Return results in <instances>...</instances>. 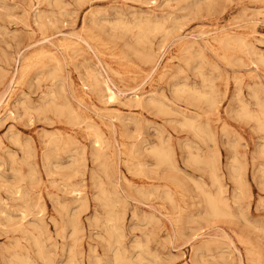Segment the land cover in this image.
Wrapping results in <instances>:
<instances>
[{
  "label": "rangeland",
  "instance_id": "rangeland-1",
  "mask_svg": "<svg viewBox=\"0 0 264 264\" xmlns=\"http://www.w3.org/2000/svg\"><path fill=\"white\" fill-rule=\"evenodd\" d=\"M0 101V264H264V0H0Z\"/></svg>",
  "mask_w": 264,
  "mask_h": 264
},
{
  "label": "bare ground",
  "instance_id": "bare-ground-1",
  "mask_svg": "<svg viewBox=\"0 0 264 264\" xmlns=\"http://www.w3.org/2000/svg\"><path fill=\"white\" fill-rule=\"evenodd\" d=\"M141 1V0H140ZM169 1V0H168ZM52 2V1H51ZM144 2V1H143ZM34 3V2H33ZM79 3V2H78ZM54 4V3H53ZM81 4V3H80ZM145 4H146V2H145ZM56 5V4H55ZM62 5V4H61ZM64 5H66V4H64ZM68 6V5H67ZM66 6V7H67ZM126 6V5H125ZM29 7V6H28ZM59 7V6H58ZM162 7V6H161ZM164 7V6H163ZM64 8H65V6H64ZM246 12V11H245ZM61 13H62V11H61ZM48 14V13H47ZM59 14V13H58ZM115 14V13H114ZM120 14V13H119ZM117 15V14H116ZM63 16V15H62ZM244 16V15H243ZM129 17V16H128ZM38 18V17H37ZM35 19H36V16H35ZM119 19V18H118ZM174 19V18H173ZM37 20V19H36ZM122 20V19H121ZM120 20V21H121ZM169 21V20H168ZM54 22V21H53ZM118 22V21H117ZM165 22V21H164ZM211 22V21H210ZM233 22V21H232ZM221 23V22H220ZM55 24V23H54ZM59 24V23H58ZM122 25V24H121ZM124 25V24H123ZM142 25V24H141ZM165 25V24H164ZM163 25V26H164ZM55 27H56V25H54ZM86 26V25H85ZM119 26V25H118ZM120 27V26H119ZM125 27V26H124ZM209 28V27H208ZM81 29V28H80ZM90 29V28H89ZM165 29V28H164ZM136 32V31H135ZM163 32V31H162ZM44 33V32H43ZM92 33V32H91ZM68 35V34H67ZM56 36V35H55ZM116 36V35H115ZM123 36V35H122ZM165 36H168V35H165ZM187 36V35H186ZM101 37V36H100ZM224 37V36H223ZM261 37V36H260ZM95 38V37H94ZM117 38V37H116ZM134 38V37H133ZM118 39V38H117ZM47 40V38L45 39V41ZM206 40V39H205ZM209 40V39H208ZM225 40V39H224ZM227 40H229V39H227ZM226 40V41H227ZM43 41V40H42ZM126 41V40H125ZM129 41H130V39H129ZM141 41V40H140ZM218 41L219 42H222L223 41V38L221 37V38H218ZM257 41H258V39H257ZM41 42V41H40ZM66 42L68 43V44H74L75 42H73L71 39L69 40H66ZM96 42V41H95ZM127 42V41H126ZM137 42V41H136ZM238 41H236V43H237ZM239 42H240V39H239ZM238 42V43H239ZM85 43V42H84ZM233 43H234V41H233ZM236 43H235V45H236ZM86 44H87V42H86ZM126 44V43H125ZM77 45H79V44H77ZM209 45V44H208ZM223 45H224V43H223ZM239 46H240V44H238ZM248 45V44H247ZM123 46V45H122ZM192 46V45H191ZM207 46V45H206ZM223 47V46H222ZM230 47V46H229ZM246 47V46H245ZM64 48V47H63ZM62 48V49H63ZM89 48V47H88ZM90 49H91V47H90ZM209 49V48H208ZM65 50H67V49H65ZM250 50V49H249ZM248 50V51H249ZM246 51H247V49H246ZM252 51V50H251ZM250 51V52H251ZM218 52V51H217ZM250 52H249V54H250ZM66 53V52H65ZM93 53V52H92ZM137 52H135V54H136ZM200 53H202V52H200ZM20 54V53H19ZM32 54V53H31ZM134 54V53H133ZM252 54V53H251ZM67 55V54H66ZM72 55V54H71ZM125 55V54H124ZM224 55V54H223ZM222 55V56H223ZM257 55V54H256ZM70 56V55H69ZM231 56V55H230ZM246 56V55H245ZM255 56V55H254ZM96 57V56H95ZM125 57H126V55H125ZM27 58V57H26ZM69 58V57H68ZM53 59H54V57H53ZM140 59V58H139ZM229 59V58H228ZM239 60H240V58H238ZM91 60V59H90ZM124 60V59H123ZM126 60V59H125ZM21 61V60H20ZM189 61V60H188ZM226 61V60H225ZM247 61V60H246ZM261 61V60H260ZM60 63V62H59ZM187 63V62H186ZM247 64H248V62H246ZM42 64V63H41ZM58 64V63H57ZM73 64V63H72ZM253 64V63H252ZM23 65V64H22ZM28 65V64H27ZM26 65V66H27ZM101 65V64H100ZM30 66H31V64H30ZM36 66V65H35ZM46 66V65H45ZM44 66V67H45ZM80 66V65H79ZM102 67V66H101ZM17 68V67H16ZM30 68V67H29ZM154 68H156V67H154ZM24 69H25V67H24ZM82 69H84V68H82ZM103 69V68H102ZM3 70V69H2ZM38 70V69H37ZM153 70V69H152ZM180 70H181V68H180ZM16 71V70H15ZM14 71V72H15ZM50 71V70H49ZM60 71V70H59ZM58 71V72H59ZM257 71V70H256ZM25 72H27L26 70H25ZM83 72H85L84 70H83ZM255 72V71H254ZM23 73V72H22ZM62 73V72H61ZM92 73V72H91ZM202 73V72H201ZM28 74V73H27ZM118 74V73H117ZM256 74V73H255ZM29 75V74H28ZM94 75V74H93ZM151 75V74H150ZM200 75V74H199ZM202 75V74H201ZM14 76V75H13ZM90 76V75H89ZM159 76V75H158ZM253 76H255V75H253ZM252 76V77H253ZM257 76V75H256ZM40 77V76H39ZM159 78V77H158ZM6 79V78H5ZM53 79V78H52ZM56 79V78H55ZM79 79H80V76H79ZM96 79V78H95ZM44 80V79H43ZM81 81H84V80H82V79H80ZM110 81V80H109ZM12 82V81H11ZM115 82V81H114ZM208 82V81H207ZM9 83V82H8ZM209 83V82H208ZM242 83V82H241ZM255 83V82H254ZM10 84H12V83H10ZM63 84H65V83H63ZM205 84V83H204ZM259 84V83H258ZM8 85V84H7ZM113 86V85H112ZM49 87V86H48ZM178 87V86H177ZM258 87V86H257ZM208 88V87H207ZM256 88V87H255ZM72 89V88H71ZM213 90V89H212ZM257 90V89H256ZM131 91V90H130ZM133 91V90H132ZM172 91H174V90H172ZM204 91V90H203ZM254 91V90H253ZM258 91V90H257ZM104 92H105V95L107 96V98L110 100V101H113V100H115V97H116V94H115V92H114V90H112L110 87H109V85L108 84H106V83H104ZM202 92V91H201ZM200 92V93H201ZM58 93V92H57ZM102 93V92H101ZM184 93H185V91H184ZM191 93V92H190ZM253 93H255V92H253ZM44 94V93H43ZM49 94V93H48ZM72 94V93H71ZM216 94V93H215ZM235 94V93H234ZM192 95V94H191ZM199 95V94H198ZM45 96V95H44ZM132 96V95H131ZM193 96V95H192ZM215 96V95H214ZM260 96V95H259ZM166 97V96H165ZM190 97V96H189ZM209 97V96H208ZM45 98V97H44ZM63 98H64V95H63ZM138 101H140L142 98H141V96H136L135 97ZM169 98V97H168ZM65 99V98H64ZM99 99V98H98ZM105 99V98H104ZM195 99L197 100V98H195L194 97V101H195ZM208 99V98H207ZM3 100V99H2ZM135 100V99H134ZM133 100V101H134ZM136 100V101H137ZM259 100V99H258ZM7 101V100H6ZM48 101V100H47ZM53 101V100H52ZM137 101V102H138ZM212 101V100H211ZM221 101V100H220ZM231 101V100H230ZM1 102V101H0ZM68 103H69V101H67ZM129 102H132L131 100H129ZM206 102H208V101H206ZM259 102H261V101H259ZM263 102V101H262ZM47 104H49L48 102H46ZM71 103V102H70ZM102 103V102H101ZM106 103V102H105ZM140 103V102H139ZM138 103V104H139ZM46 104V105H47ZM159 104V103H158ZM214 104V103H213ZM216 104V103H215ZM255 104H256V102H255ZM254 104V105H255ZM41 105V104H40ZM132 105V103H130V106ZM177 105V104H176ZM260 106H261V109H263L262 108V106H263V104L261 105V104H259ZM43 106V105H42ZM48 106V105H47ZM63 106V105H62ZM92 106H93V104H92ZM139 106V105H138ZM145 106V105H144ZM167 106V105H166ZM165 106V107H166ZM179 106H181V105H179ZM215 106V105H214ZM256 106V105H255ZM260 106H258L259 108H260ZM46 107V106H45ZM57 107V106H56ZM59 107V106H58ZM61 107V106H60ZM132 107V106H131ZM208 107V106H207ZM241 107V106H240ZM264 107V106H263ZM43 108H44V106H43ZM159 108L161 109V107L159 106ZM58 109V108H57ZM63 109V108H62ZM164 110V112L166 111V109L165 108H163ZM210 109H211V107H210ZM65 110V109H64ZM67 110H69L68 108H67ZM71 110H73V108H71ZM169 110V109H168ZM167 110V111H168ZM23 111V110H22ZM60 111V110H59ZM100 111H102V110H100ZM161 111V110H160ZM162 111V112H163ZM166 111V112H167ZM172 111V110H171ZM264 111V110H263ZM26 111H24V113H25ZM45 112V111H44ZM61 112V111H60ZM98 112V111H97ZM108 112V111H107ZM237 112V111H236ZM258 112H260V111H258ZM16 113V112H15ZM115 113V112H114ZM175 113V112H174ZM177 113V112H176ZM238 113V112H237ZM242 113V112H241ZM241 113H239V117L241 116L240 114ZM68 114V113H67ZM162 114V113H161ZM178 114V113H177ZM244 114V113H243ZM242 114V115H243ZM255 114V113H254ZM42 115H43V113H42ZM137 115H138V113H137ZM174 115V114H173ZM181 115V114H180ZM245 115V114H244ZM69 116V115H68ZM177 116V115H176ZM184 116V115H183ZM182 116V117H183ZM238 116V115H237ZM66 117V116H65ZM70 117V116H69ZM164 117V116H163ZM187 117V116H186ZM242 117V116H241ZM247 117H249L248 115H247ZM251 117H252V115H251ZM68 118V117H67ZM70 118H72V117H70ZM185 118V117H184ZM242 118H245V117H242ZM255 118H257L256 120L258 121V123L260 122L261 123V129L263 128L264 129V112H261L260 113V115H258L257 117L255 116ZM37 119H39L38 117H37ZM36 119V120H37ZM65 119V118H64ZM73 119V118H72ZM80 119V118H79ZM104 119V118H103ZM187 119H189V118H187ZM250 119H252V118H250ZM69 120V119H68ZM82 120V119H81ZM88 120V119H87ZM210 120V119H209ZM240 120V119H239ZM246 120V119H245ZM43 121H44V119H43ZM71 121V120H70ZM74 121V120H73ZM78 121V120H77ZM80 121V120H79ZM85 121H86V119H85ZM194 121V120H193ZM247 121V120H246ZM81 122H83V121H81ZM89 122V121H88ZM166 122H168V121H166ZM184 122V121H183ZM249 122H250V120H249ZM78 123V122H77ZM86 124H87V122H85ZM169 123V122H168ZM187 123V122H186ZM190 123V122H189ZM252 123V122H251ZM254 123V122H253ZM85 124V125H86ZM191 124H192V122H191ZM205 124V123H204ZM88 125V124H87ZM111 125V124H110ZM187 125V124H186ZM190 125V124H189ZM188 125V126H189ZM93 126V125H92ZM184 126H185V124H184ZM199 125H197V127H198ZM90 127V126H89ZM112 127V126H111ZM197 127H195V129L197 128ZM201 127V126H200ZM208 127V126H207ZM260 126L258 125V127H257V129L259 128ZM186 128V127H185ZM92 129V128H91ZM191 130V129H190ZM196 130H198V129H196ZM235 130V129H234ZM192 131H193V129H192ZM200 131V130H199ZM198 131V132H199ZM202 131V130H201ZM252 131V130H251ZM259 131V130H258ZM46 132V131H45ZM59 132V131H58ZM253 132V131H252ZM262 132V131H261ZM39 133V132H38ZM43 134V133H42ZM47 134H48V132H47ZM95 134H96V130H95ZM53 134L51 133V136H52ZM67 135V134H66ZM195 135H197L196 133H195ZM203 136V135H202ZM8 137V136H7ZM11 137V136H10ZM45 137V136H44ZM67 137H68V135H67ZM199 137V136H198ZM207 137V136H206ZM4 138H5V136H4ZM52 138V137H51ZM201 138V137H200ZM10 140V139H9ZM14 140V139H13ZM18 140V139H17ZM20 140V139H19ZM18 140V141H19ZM56 140V139H55ZM17 141V142H18ZM42 142V141H41ZM99 142H100V139H99V136H96V139H95V142L94 143H98L99 144ZM109 142V141H108ZM133 142V141H132ZM201 142V141H200ZM110 143V142H109ZM24 144V143H23ZM27 144V143H26ZM55 144H56V142H55ZM54 144V145H55ZM130 144V143H129ZM188 144V143H187ZM15 145V144H14ZM21 145V144H20ZM71 145V144H70ZM108 145V144H107ZM50 146H51V144H50ZM186 146V145H185ZM188 146V145H187ZM20 147V146H19ZM25 147V145L23 146V148ZM154 147H155V145H154ZM189 147V146H188ZM131 148V147H130ZM84 149V148H83ZM157 149V150H156ZM155 150H154V152L159 156V158H160V161H162L161 159H163L164 158V156L166 155V154H164L163 153V151H160V150H158V148H156ZM29 150H30V148H29ZM95 150H96V147H95ZM151 151L153 150V149H150ZM26 151V150H25ZM76 151V150H75ZM104 151V150H103ZM107 151V150H106ZM9 152V151H8ZM29 152V151H28ZM34 152V151H33ZM51 152V151H50ZM83 152V151H82ZM86 152V151H85ZM97 151H95V153H96ZM165 152H166V150H165ZM255 152V151H254ZM49 153V152H48ZM135 153V152H134ZM152 153V152H151ZM190 153V152H189ZM9 154H12V153H9ZM24 154V153H23ZM28 154V153H27ZM118 154H119V152H118ZM264 154V153H263ZM262 154V155H263ZM49 155H50V153H49ZM57 155V154H56ZM135 155V154H134ZM254 155H255V153H254ZM33 156V155H32ZM95 156V155H94ZM136 156H137V154H136ZM157 156V157H158ZM197 156V155H196ZM195 156V157H196ZM209 156V155H208ZM31 157V156H30ZM74 157H76V156H74ZM119 157V156H118ZM156 157V158H157ZM169 157V156H168ZM9 158H11V157H9ZM26 158V160L29 158H27V157H25ZM97 157H95V159H96ZM99 158V157H98ZM136 158V157H135ZM134 158V159H135ZM158 158V159H159ZM233 158H234V156H233ZM14 159V158H13ZM81 159H82V157H81ZM191 159V158H190ZM189 159V160H190ZM254 159V158H253ZM25 160V159H24ZM97 160V159H96ZM99 160V159H98ZM97 160V161H98ZM108 160V159H107ZM13 161V160H12ZM103 161H104V159H103ZM168 161V160H167ZM25 162V161H24ZM129 162V161H128ZM169 162V161H168ZM170 162H171V160H170ZM236 162V161H235ZM163 163H165V161L163 162ZM192 163V162H191ZM237 163V162H236ZM43 164V163H42ZM105 164V163H104ZM104 164L102 165V166H104ZM159 164H161V163H159ZM159 164H157L158 166H159ZM26 165V164H25ZM36 165V164H35ZM94 165V164H93ZM157 165H156V167H157ZM167 165V164H166ZM165 165V166H166ZM169 165H170V163H169ZM206 165V164H205ZM10 166H11V164H10ZM99 166H101V165H99ZM112 166V165H111ZM141 166V165H140ZM155 166V165H154ZM153 166V167H154ZM28 167V166H27ZM106 167V166H105ZM136 167V166H135ZM139 167V166H138ZM160 167H161V165H160ZM168 167H170V166H168ZM231 167V166H230ZM236 167V166H235ZM29 168V167H28ZM171 168V167H170ZM44 169V168H43ZM69 169H70V167H69ZM72 169V168H71ZM98 169V168H97ZM105 169V168H104ZM136 169V168H135ZM233 169V168H232ZM14 170V169H13ZM33 170V169H32ZM73 170V169H72ZM92 170H93V168H92ZM102 170H103V168H102ZM147 170V169H146ZM175 170V169H174ZM210 170H211V168H210ZM214 170V169H213ZM234 170V169H233ZM22 171V170H21ZM28 171V170H27ZM94 171V170H93ZM105 171H106V169H105ZM157 171V170H156ZM173 171V170H172ZM103 172H104V170H103ZM138 172V171H137ZM211 172H213V171H211ZM235 172V171H234ZM84 173V172H83ZM119 173V172H118ZM145 173V172H144ZM147 173V172H146ZM152 173V172H151ZM214 173V172H213ZM237 173H238V171H237ZM27 174V173H26ZM32 174V173H31ZM90 174H91V172H90ZM93 174V173H92ZM105 174V173H104ZM140 174V173H139ZM240 174H241V172H240ZM12 175V174H11ZM84 175H85V173H84ZM135 175V174H134ZM152 175V174H151ZM155 175H157L158 176V174H155ZM165 175V174H164ZM13 176V175H12ZM105 176V175H104ZM108 176V175H107ZM148 176V175H147ZM175 176V175H174ZM186 176V175H185ZM211 176V175H210ZM22 176H20V178H21ZM84 177V176H83ZM90 177H91V175H90ZM156 177V176H155ZM159 177V176H158ZM165 177V176H164ZM214 177V176H213ZM235 177V176H234ZM25 178V177H24ZM66 178V177H65ZM81 178V177H80ZM105 178V177H104ZM237 178V177H236ZM38 179V178H37ZM68 179V178H67ZM102 179V178H101ZM108 179H109V177H108ZM118 179H120V178H118ZM148 179V178H147ZM172 179H173V177H172ZM181 179V178H180ZM1 180V179H0ZM9 180V179H8ZM7 180V181H8ZM14 180V179H13ZM20 180V179H19ZM32 180V179H31ZM54 180V179H53ZM69 180H70V177H69ZM103 180V179H102ZM124 180V179H123ZM216 179H214V181H215ZM240 180V179H239ZM264 180V179H263ZM111 181V180H110ZM118 181V180H117ZM128 181V180H127ZM212 181V180H211ZM4 182V181H3ZM2 182V183H3ZM17 182V181H16ZM80 182H81V180H80ZM112 182V181H111ZM216 182V181H215ZM237 182V181H236ZM241 182V181H240ZM6 183V182H5ZM29 183V182H28ZM53 182H51V184H52ZM78 183V182H77ZM110 183V182H109ZM115 183V182H114ZM183 183V182H182ZM214 183V182H213ZM67 184V183H66ZM111 184H113V183H111ZM194 184V183H193ZM9 185V184H8ZM7 185V186H8ZM13 185V184H12ZM18 185V184H17ZM75 185V184H74ZM80 185V184H79ZM219 185V184H218ZM238 185H239V183H238ZM240 185H241V183H240ZM15 186V185H14ZM103 186V185H102ZM166 186V185H165ZM197 186H199V185H197ZM212 186V185H211ZM259 186H260V184H259ZM111 187H112V185H111ZM116 187V186H115ZM216 187H217V185H216ZM16 188V187H15ZM78 188V187H77ZM150 188V187H149ZM166 188V187H165ZM197 188V187H196ZM20 189V188H19ZM31 189V188H30ZM76 189V188H75ZM85 189V188H84ZM104 188H102V190H103ZM112 189H114V187H112ZM199 189V188H198ZM10 190V189H9ZM13 190H15V189H13ZM34 190V189H33ZM108 190V189H107ZM115 190V189H114ZM135 190V189H134ZM152 190V189H151ZM155 190V189H154ZM157 190H158V188H157ZM165 190V189H164ZM11 191H12V189H11ZM21 191V190H20ZM71 191H72V187H71ZM75 191V190H74ZM140 191H142V190H140ZM234 191V190H233ZM238 191H240V189L238 190ZM104 192V191H103ZM166 192V191H165ZM36 193V192H35ZM67 193V192H66ZM70 193V192H69ZM135 193V192H134ZM147 193V192H146ZM155 193V192H154ZM205 193V192H204ZM222 193V192H221ZM234 193V192H233ZM24 194H25V192H24ZM109 194V193H108ZM111 194V193H110ZM109 194V195H110ZM114 194V193H113ZM112 194V195H113ZM178 194V193H177ZM223 194V193H222ZM222 194H220V196L222 195ZM22 195V194H21ZM108 195V196H109ZM140 195V194H139ZM142 195V194H141ZM148 195V194H147ZM19 196V195H18ZM12 197V196H11ZM17 197V196H16ZM21 196H19V197H17L18 199L20 198ZM23 197H21V199H22ZM67 198V197H66ZM107 198H109V197H107ZM135 198V197H134ZM166 198V197H165ZM207 198V197H206ZM233 198V197H232ZM234 198H235V196H234ZM17 199V200H18ZM25 199V198H24ZM24 199H23V201H24ZM117 199V198H116ZM140 199H143V198H140ZM146 199H147V197H146ZM145 199V200H146ZM238 199V198H237ZM237 199H236V201H237ZM10 200V199H9ZM107 200H109V199H107ZM106 200V201H107ZM169 200V199H168ZM207 200V199H206ZM218 200V199H217ZM15 201V200H14ZM148 201V200H147ZM17 202V201H16ZM142 202V201H141ZM65 203V202H64ZM104 203H106L105 201H104ZM144 203V202H143ZM208 203V202H207ZM224 203V202H223ZM16 204V203H15ZM27 204V203H26ZM8 205V204H7ZM173 205V204H172ZM227 205V204H226ZM101 206V205H100ZM19 207V206H18ZM76 207V206H75ZM105 207V206H104ZM264 207V206H263ZM20 208H22V207H20ZM29 208V207H28ZM82 208V207H81ZM100 208V207H99ZM111 208H113L112 206H111ZM111 208H109V209H111ZM209 208L213 211V212H217V210H218V206H217V203H216V200L214 201H210L209 202ZM78 209H79V206H78ZM96 209V208H95ZM105 209V208H104ZM26 210V209H25ZM75 210V209H74ZM27 211H29V209H27ZM71 211V210H70ZM96 211V210H95ZM74 212V211H73ZM27 213H29V212H27ZM113 213V212H112ZM206 213V212H205ZM218 213V212H217ZM219 214H220V212H219ZM228 214V213H227ZM27 215H29V214H27ZM61 215H63V214H61ZM203 215V214H202ZM224 215V214H223ZM24 216H25V212H24ZM67 216V215H66ZM116 216V215H115ZM204 216V215H203ZM221 216V215H220ZM58 217H60V216H58ZM118 217V216H117ZM144 217V216H143ZM11 218V217H10ZM70 218V217H69ZM95 218V217H94ZM3 219H4V216H3ZM49 219V218H48ZM92 219V218H91ZM119 219V218H118ZM146 219V218H145ZM6 220V219H5ZM53 220V219H52ZM74 220H76V219H74ZM116 220H117V218H116ZM49 221H51V220H49ZM9 222V221H8ZM7 222V223H8ZM58 222H60V221H58ZM13 223V222H12ZM68 223V222H67ZM30 224V223H29ZM35 224V223H34ZM74 224V223H73ZM8 225V224H7ZM31 225V224H30ZM60 225H61V223H60ZM12 226V225H11ZM23 226V225H22ZM34 226V225H33ZM78 226V225H77ZM2 227V226H1ZM10 226H8V228H9ZM13 227V226H12ZM24 227V226H23ZM28 227V226H27ZM61 227V226H60ZM75 227L76 226H74V229H72V234L74 235V230H75V232H76V229H75ZM114 227V226H113ZM18 228H19V225H18ZM25 228V227H24ZM34 228H36V226L34 227ZM111 229H112V227H110ZM115 228V227H114ZM10 229V228H9ZM13 229V228H12ZM23 229V228H22ZM35 231L37 230V232H38V228L37 229H34ZM43 230V229H42ZM4 231V230H3ZM26 231H27V229H25V234H26ZM48 231V230H47ZM5 232V231H4ZM18 232V231H17ZM20 232V231H19ZM40 232V231H39ZM105 232V231H104ZM10 233V232H9ZM21 233V232H20ZM28 233H30L29 232V230H28ZM32 234V233H31ZM108 234V233H107ZM110 234V233H109ZM40 235V234H39ZM42 235V234H41ZM50 235V234H49ZM72 235V236H73ZM114 235H115V233H114ZM43 236V235H42ZM33 237H35V236H33ZM37 237H39L38 235H37ZM37 237H35V238H37ZM49 237V236H48ZM47 237V238H48ZM115 237H116V235H115ZM9 238V237H8ZM22 238V237H21ZM32 238V237H31ZM40 238H41V236H40ZM194 238V237H193ZM211 238V237H210ZM215 238V237H214ZM50 239V238H49ZM203 239V238H202ZM212 239V238H211ZM217 239V238H216ZM45 240V239H44ZM117 240V239H116ZM15 241H16V238H15ZM36 242V241H35ZM34 242V243H35ZM106 242V241H105ZM117 242V241H116ZM45 244V243H44ZM114 244V243H113ZM117 244V243H116ZM136 244V243H135ZM16 245V244H15ZM34 245V244H33ZM40 244H38V246H39ZM109 245V244H108ZM14 246V245H13ZM19 246H20V244H19ZM70 246V245H69ZM134 246V245H133ZM144 246V245H143ZM7 247V246H6ZM12 247V246H11ZM45 247V246H44ZM94 247V246H93ZM118 247V246H117ZM217 247V246H216ZM3 248V247H2ZM17 248V247H16ZM41 248H43L42 247V245H41ZM46 248V247H45ZM4 249V248H3ZM6 249V248H5ZM8 249V248H7ZM14 249V248H13ZM71 249V248H70ZM120 250V249H119ZM217 250V249H216ZM21 251V250H20ZM112 251H113V249H112ZM6 252H8L7 250H6ZM71 252V251H70ZM85 252V251H84ZM249 252H251V251H249ZM36 253H38V252H36ZM203 253V252H202ZM211 253V252H210ZM256 253V252H255ZM42 254V253H41ZM112 254H113V252H112ZM124 254V253H123ZM206 254V253H205ZM215 254H216V252H215ZM247 254H248V252H247ZM18 255V254H17ZM73 254H71V256H72ZM115 255H117V254H115ZM118 255H120V253H118ZM249 255V254H248ZM21 256V255H20ZM41 256V255H40ZM40 256H38V257H40ZM203 256V255H202ZM214 256V255H213ZM16 257V256H15ZM18 257V256H17ZM16 257V258H17ZM208 257H210V256H208ZM13 258V257H12ZM41 258V257H40ZM43 258H45L46 259V257L44 256ZM137 258V257H136ZM201 258V257H200ZM19 258H17V260H18ZM23 259V258H22ZM21 259V260H22ZM47 259H49V258H47ZM27 260V259H26ZM115 259L113 258V261H114ZM122 259H120V257H119V261H121ZM128 260H129V258H128ZM201 260V259H200ZM212 260H214L213 259V257H212ZM250 260V259H249ZM258 260V259H257ZM8 261V260H7ZM25 261V260H24ZM44 261V260H43ZM47 261V263L46 264H49V261L48 260H46ZM123 261V260H122ZM202 261V260H201ZM25 262H27V261H25ZM125 262V261H124ZM135 262V261H134ZM184 262V261H183ZM76 263V262H75ZM116 263V262H115ZM131 263V262H130ZM138 263H139V261H138ZM223 263V262H222ZM243 263V262H242ZM25 264V263H24ZM110 264V263H109ZM117 264V263H116ZM119 264V263H118ZM125 264V263H124ZM127 264V263H126ZM141 264V263H140ZM227 264H229V263H227Z\"/></svg>",
  "mask_w": 264,
  "mask_h": 264
}]
</instances>
